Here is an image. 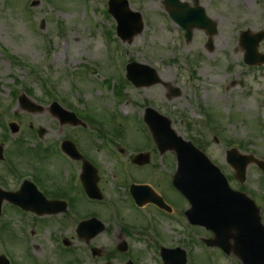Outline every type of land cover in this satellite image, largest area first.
I'll list each match as a JSON object with an SVG mask.
<instances>
[{"label": "rangeland", "instance_id": "rangeland-1", "mask_svg": "<svg viewBox=\"0 0 264 264\" xmlns=\"http://www.w3.org/2000/svg\"><path fill=\"white\" fill-rule=\"evenodd\" d=\"M32 1L35 7H29ZM128 1L130 8L139 12L143 20V30L130 43H122L115 37V22L106 12L107 0H0V104L19 124V137L26 139L29 147L34 144L29 128L45 129L46 140L51 144L67 136L74 137L78 149L93 152L94 161L109 176L115 171L114 161L104 152H130L133 156L138 152H155L159 158L153 138L141 121L149 107L168 118L178 136L205 153L225 175L228 174L231 186L238 187L231 177L232 170L224 163L225 144L239 142L243 144L239 152H254L256 157L264 158V65L247 69L238 43L242 31H264V0H198L216 26L210 51L205 47L207 34L204 30H193L190 41L183 39V31L167 17L163 0ZM178 1L193 6L192 0ZM42 21L44 28L39 30ZM107 37L110 44L106 42ZM3 49L20 62L44 72L53 82L55 96L63 98L74 110L57 102L75 111L87 128L59 129L48 113L47 107L52 100L44 94L39 77L29 69L14 65L3 54ZM258 51L264 53V40ZM129 62L155 69L160 84L134 88L124 77V68ZM238 75H242V86L236 84L228 88L226 94L223 86L238 79ZM105 80L111 83L101 93ZM23 86L28 87L31 94L23 91ZM174 89H179L178 96L171 95ZM118 90H121L120 96L116 95ZM14 93L19 96L24 93L43 107L42 112H23L13 98ZM208 111L212 112L213 119L209 118L206 127L204 113ZM84 115L91 117L96 127L90 124L89 127ZM210 126H213L211 130ZM97 129L103 133L102 139L96 134ZM112 141L116 142L115 148L110 145ZM20 156L18 169H28L29 156ZM160 160L163 166L175 165L173 153H164ZM122 167L119 164V168ZM172 169L163 167L161 171L170 175ZM139 170L130 169V172L138 178L149 173L147 168ZM105 177L109 180L106 188L111 190L110 179ZM262 178L255 167L249 166L242 187L260 208L264 224ZM178 201L184 206L181 197ZM120 211L126 213L127 208L121 205ZM14 216V211L9 212L3 238L8 240V249L15 262L31 264L22 245L12 241L14 237L19 239V235L24 240L23 234L28 237L30 219L16 221ZM180 221V227L192 232L189 236L181 229L179 233L175 224L163 220L159 221V229L186 250L187 264L238 263L233 255L227 257L218 250L208 251V254L202 250L200 239L208 238L209 234L200 228H188L182 217ZM107 241L104 234L99 237L101 244L106 245ZM49 247L54 252V245ZM14 249L16 253L22 251L24 259H14ZM50 249L45 252V258L56 264L57 259ZM133 251L141 254V260L137 257L139 263H152L142 244H135Z\"/></svg>", "mask_w": 264, "mask_h": 264}, {"label": "flooded vegetation", "instance_id": "flooded-vegetation-1", "mask_svg": "<svg viewBox=\"0 0 264 264\" xmlns=\"http://www.w3.org/2000/svg\"><path fill=\"white\" fill-rule=\"evenodd\" d=\"M0 144L5 146L3 152H0V190L15 192L19 189L20 183V170L17 165L21 157L18 150L19 143L18 140H8L6 143L0 140ZM58 147L59 143H53L44 152L26 154L30 158L27 162L30 168V181L35 185L44 201L55 204L47 208L50 212H54L37 216L34 213L22 212L17 207H11L15 213V219H20L22 216L31 218V227L26 238L28 243L25 241L23 248L28 253L31 264H50V260L45 258V252L50 249L49 246L52 244L55 250L53 252L50 249V251L57 259L56 264H127L129 262L142 264L137 259L140 257L141 260V254L133 251L134 242L129 237V232L135 236H140L143 233L152 241L150 247L158 251L160 250L159 243L170 248L174 247L173 237L165 236L159 230V221L163 220L171 225H178L179 204L169 182L163 183V175L158 173L156 167L152 165L141 168L132 167L139 172V169L143 168L149 170V173L143 174L141 178L131 172L128 174V179H134L137 181V185H147L153 193L163 199L165 204V207L161 209L154 203H148L149 197H143V202H147L144 207L148 208L152 215L150 223H146L135 210L133 199L129 193V185L119 186L123 189V197H117L113 188L111 190L106 188L109 180H105L104 176L106 175L108 179L124 178L120 171L108 176L102 170L103 167L93 160L91 152H79L84 160L93 165L96 172L100 197L99 199H90L85 195L80 181L82 162L76 160L72 161L73 164H68L61 157ZM119 180L123 182L125 179ZM11 184H13L12 187ZM120 204H125L126 213L119 212ZM63 205L66 207L65 211ZM110 208H113L114 212H111ZM45 209L43 210L45 211ZM88 220L99 221L104 233H95L100 228V224H89L81 227V237L78 238L76 227ZM118 222L121 224L118 232L109 235L110 239H107L106 245L101 244L99 237L109 233L111 226L117 225ZM5 229L6 225L2 224L1 232H4ZM66 236H69L70 240L77 244V249L73 248L74 245L68 246L66 251L60 249L59 243H62ZM121 238L126 243L125 252H120L118 249ZM16 241L20 244L18 239ZM20 254L24 259L23 252L14 254V257L21 260ZM12 264L19 263L13 260ZM153 264L156 262L153 261Z\"/></svg>", "mask_w": 264, "mask_h": 264}, {"label": "water", "instance_id": "water-1", "mask_svg": "<svg viewBox=\"0 0 264 264\" xmlns=\"http://www.w3.org/2000/svg\"><path fill=\"white\" fill-rule=\"evenodd\" d=\"M165 4L168 6L170 1L167 0ZM108 5L109 12L118 23V32H120L123 23L128 20H132V32L128 36L129 40L141 32L143 27L141 18L138 14L129 11L126 0H109ZM174 6L175 10L168 6L167 12L173 21L187 31L188 39H190V31L193 28H205L209 35L215 32L214 25L205 18L201 8L189 9L187 5L177 2ZM243 37L248 38L247 33L243 34ZM262 38L263 33L243 46L246 50L245 62L250 65L264 63V55L256 53L257 45ZM207 46L211 47L210 41ZM129 79L135 82L131 72ZM155 83H157V79L152 72L147 81L136 85L150 86ZM23 107L30 112L40 110L28 102H24ZM147 113L145 121L153 133L158 148L161 151L166 149L176 151L179 169L175 183L192 204V209L187 214L189 221L204 226L214 234L215 238L205 241V243L210 247H219L226 254L234 253L242 264H264V229L261 226L259 212L253 203L245 196L229 190L219 171L190 143H184L180 139L174 138L175 144L164 145L157 127L150 118L151 112L147 110ZM59 115L64 116L66 113L59 111ZM67 122L75 125V122L70 119ZM164 124L166 130L172 133L169 130V122L164 120ZM135 162L146 163L144 159L142 162L137 160Z\"/></svg>", "mask_w": 264, "mask_h": 264}]
</instances>
